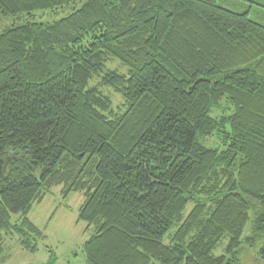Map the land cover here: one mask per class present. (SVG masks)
Masks as SVG:
<instances>
[{
    "label": "trees",
    "instance_id": "1",
    "mask_svg": "<svg viewBox=\"0 0 264 264\" xmlns=\"http://www.w3.org/2000/svg\"><path fill=\"white\" fill-rule=\"evenodd\" d=\"M245 1L0 0V257L9 235L38 251L28 214L61 186L85 197L86 264H264V0Z\"/></svg>",
    "mask_w": 264,
    "mask_h": 264
},
{
    "label": "rangeland",
    "instance_id": "2",
    "mask_svg": "<svg viewBox=\"0 0 264 264\" xmlns=\"http://www.w3.org/2000/svg\"><path fill=\"white\" fill-rule=\"evenodd\" d=\"M78 6H81L83 0H77ZM222 5L233 10L243 11L248 7V1L245 0H226L220 2ZM70 9L59 13L52 19H59L69 13ZM251 17L264 22V12L254 7L251 11ZM39 16V15H38ZM14 19L11 17H2L0 15V32L3 26ZM119 64L116 61V64ZM121 69L126 71V67L119 64ZM93 81H91L92 84ZM110 90V89H108ZM111 91V90H110ZM114 104L118 101H124L118 93H112ZM120 96V97H117ZM119 105V104H117ZM116 105V106H117ZM119 110V108L117 109ZM231 104L223 100L218 110H213L212 115L230 114ZM201 142L208 147L219 150L226 147L225 142L220 136L200 138ZM61 186H56L48 193L45 198L33 204L28 216L31 221L44 233L45 238L39 241V249L32 253L19 244L18 237L9 235L3 255L0 257V264H86V254L83 250L84 243L90 238L92 230L87 227V223L79 219V210L85 197L82 192H71L66 196L61 193ZM249 220L242 234V244L240 247H247L243 253L242 261H249L254 251L248 247L244 241L251 236L254 231L255 218L260 205L258 201H250ZM190 206L188 207V209ZM19 215H14L13 220L17 221ZM168 241V239H166ZM229 239L225 238L214 250L215 255L226 254L230 256L232 252L227 250ZM155 264H163L155 261Z\"/></svg>",
    "mask_w": 264,
    "mask_h": 264
}]
</instances>
